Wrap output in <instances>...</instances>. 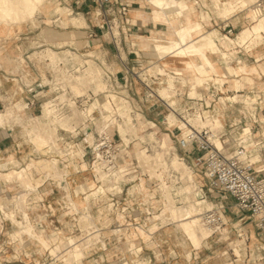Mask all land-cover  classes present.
<instances>
[{
    "label": "crops",
    "instance_id": "1",
    "mask_svg": "<svg viewBox=\"0 0 264 264\" xmlns=\"http://www.w3.org/2000/svg\"><path fill=\"white\" fill-rule=\"evenodd\" d=\"M56 1L59 4L69 6L74 14L78 16L82 14L86 19L87 26L83 28L72 26L62 28L51 20L53 24L48 26V28L46 27L45 31H51L54 36L51 38L40 37V40H44L42 45L58 50L68 48L77 52L92 49L96 56L101 55V59L105 60L110 72L114 73L119 79V83L115 85L116 88H121L118 94L129 101L133 114L135 116L138 115V119L140 121L143 120L146 124L156 125L164 123L163 117L168 110L167 105L157 95L158 89L154 90L155 94L150 97L148 88H164L168 86L169 76L177 73L173 68H183V62L178 58L169 56L166 58L170 64L169 67L165 68L167 73L150 72L152 65L162 63V59L155 55V53L159 54L153 52L152 46L155 43L153 39L171 37L172 34L167 23L154 20L150 0H119V4L126 5L128 10L127 14L122 16L116 11L118 5L113 6V12L108 16L110 22L112 19L114 20L111 24L112 30H108L104 17L96 16V13L100 10L93 0H80L78 3L76 0ZM206 2H209L208 5ZM199 3H202L203 8L210 14V17L205 21L203 20L204 16L201 7H198ZM198 4L194 3L195 7H197V15L202 14L200 22L203 29L206 32L217 30L221 35V38L217 40L221 51L217 54H210L211 59L217 65L219 76H225L226 65L234 66L239 72L237 75L224 77L226 81L220 86L224 88V92L227 94L222 98L225 103L223 107L216 103V98L209 96L208 88H214V86L197 84V74L194 71L182 70L181 76L174 75L176 77L173 88H177V91L184 96L192 91L191 87L194 85V88L199 89V93L208 96V99L213 101V103L215 102V110L220 114L225 129H228L232 123L238 122L240 124L239 128L248 127L250 132V126L253 131V138L264 142V135L261 133L263 127L259 122L264 114L258 112L257 102L253 106H246L242 102L244 99H258V96L264 93L262 89L264 88V42L255 48L239 45L238 34L246 27L241 16H239L241 12H237L229 18H223L215 13L210 0H200ZM70 14H72V11ZM225 26L227 29H225ZM229 28L232 29V32H228ZM21 40H25L21 45L3 43L2 41L0 43V210H2V213L0 211L2 222L0 225V264H64L61 257L68 255V252H72L73 248L71 249V246L67 247L69 241L66 245L63 243L69 238L71 239V237L75 238L76 242L79 243L83 236H86L82 234L80 221L83 211L89 212L96 221L97 228L92 230L94 232H92V237L100 235L102 238L94 241L89 246L90 248L85 251L86 255L83 259V250L80 251L78 254L79 264H116L114 256L109 258L106 253L109 247L107 240H105L104 231H108L112 225L120 222V217L119 226L123 231H130V224H133L139 215H147L145 209L144 212L143 210L139 211L140 209H136L134 206L147 205L145 202L141 203L139 201V203L138 198L128 195L129 187L122 184L123 191L121 195L113 191L112 194L117 196L115 198L108 196L110 200L114 199L117 205L124 206L122 213H120L121 216L117 212H104L105 214L102 218L100 210L103 207H98V210H96L91 206L92 203L96 205H100V203L92 199V197H95L92 194L94 193L93 190L97 188L98 182L93 174L94 170L91 168L92 157L90 156L89 148H86L84 158L87 163L86 168H82L81 165L78 171L74 169V166H69V192L52 178L46 179L44 174L36 169H32L35 180L39 181L36 189L22 186L17 182H3L1 179L2 174L12 168V166L8 165L11 159L19 160L22 163L20 166H26L30 160L40 157L33 149V146L30 145L35 137L32 135L34 139L31 138V141L28 137V132H23L24 130H22L20 123L36 117L41 119L50 118L46 112L45 102L39 95L46 94L50 97L53 93L57 95L60 92L59 88H45L53 86L52 73L45 68V65H40L28 59V55L33 51L34 47L33 38L23 37ZM226 52L228 59L222 56ZM75 55L73 56L74 58L68 56V58H64L73 62V68L76 66ZM21 56L25 57L24 71L27 72L32 82L30 86L23 83L22 88H14L16 85L14 83L6 84L8 83L6 80L8 76L23 74L18 66ZM242 67H245L244 71H241ZM255 69L257 70L255 71ZM41 71H43L48 80L46 83L43 81ZM180 77H184L186 82L184 83ZM245 77L251 78L252 82L246 81ZM236 79L240 81V87L236 86ZM14 80L17 79H12V81ZM111 82L113 83V81ZM234 95L238 97L239 104H229L227 102L228 98ZM182 96L179 98L182 99ZM250 102L252 101L250 100ZM180 103L183 105L182 100ZM8 112L11 113L10 116L7 115ZM22 114L26 119L22 117ZM50 122L52 124L56 123L52 119ZM57 132L64 139V149L77 147L76 144L81 139L79 133H77L79 137H77L76 133L71 136L73 131L70 130L66 134L68 130L62 126L58 127ZM176 144L179 147L178 141H176ZM193 152H189L190 157L188 156V158L190 159L188 162L195 160L197 153L194 152L193 154ZM127 153L125 152L123 158L129 157L126 156ZM261 161L262 164L256 165L257 168L264 167V157ZM59 165L62 166L61 164ZM124 165L129 166L130 169L133 168L129 162H125ZM61 169L63 170V168ZM83 185H87L89 190L86 192L80 190ZM68 193H70L71 199L76 202L77 210L71 206L70 199L67 196ZM88 195L90 197L86 199ZM245 218L249 220L248 217ZM13 219L23 224L31 225L33 228L35 227L34 229L43 238L46 246L42 245L34 237L29 236V234H23L20 238L14 240L12 235L21 227L15 224ZM251 221V229L257 242V246L254 248L264 253V236L260 235L256 222ZM238 222V224H241L243 220ZM110 230L113 233L114 229ZM235 231L238 232L237 227H235ZM156 232L149 234V236L152 235L154 237ZM152 236L149 237L150 239L144 237L141 242L143 247H141L140 254L143 264H152V262L153 264H228L223 263L222 256L213 253L212 246H204L200 250H195L190 246L191 249L186 248L177 255H174L176 251L173 246L164 245L166 242H163V246L156 244L154 248H147V246L155 245ZM166 236L169 237L167 234ZM251 236V233L250 237L247 235V240L248 238L252 240ZM118 240H122V238L118 237ZM163 248L166 249L162 252L161 249ZM53 250L55 254L52 253ZM250 250L252 251L253 249ZM188 252L191 253L190 258H188ZM230 252L232 254L229 248V251H225L223 255L230 256Z\"/></svg>",
    "mask_w": 264,
    "mask_h": 264
},
{
    "label": "bare ground",
    "instance_id": "2",
    "mask_svg": "<svg viewBox=\"0 0 264 264\" xmlns=\"http://www.w3.org/2000/svg\"><path fill=\"white\" fill-rule=\"evenodd\" d=\"M51 1L52 0H0V37L2 33L1 28L3 26H8L9 29H11L12 35H13V31L16 30V28L20 29L23 26V24L36 18L38 11H40L46 3H49ZM214 1H216V4H217L216 6L220 4L222 5V7H224L226 15L227 14L233 15L237 13L238 9L245 10L246 7L252 6L251 8L252 16L250 17V19H252L253 24L251 27H245L240 32V34L238 35V43L241 46L246 45L249 48H254V44L256 42H259V41L262 42V39H264V31H263L264 29V9L255 5L257 1L255 0H214ZM150 3L156 7L155 9H153L154 20L167 23L172 33L171 37H167V38L161 37L159 39H156V38L153 39V41L155 42L152 46L153 52H157L159 54V57L162 59L161 65L164 67V69L170 66L169 61L166 59L167 57L170 56V57L178 58L182 60L183 68L181 69L177 67L173 68L177 72V73H173L174 75L180 76L182 70L194 71L197 74V77H196L197 84L199 85L208 84L210 86H214V88H209L210 90L214 89L213 91H217L221 89L224 90V88H221L220 86H222L225 83L226 81L225 78L229 76L237 75L239 71L235 69L234 66L232 65H226V69H225L226 71H225V76H224L225 78L219 76L217 65L210 57V54H217L221 51L217 43V40L221 38V35L219 34V32L217 30L206 32L203 29L202 24L200 22V19L202 18V14L200 13L199 15H197L196 7L194 3L191 1L150 0ZM63 11L62 9L58 10L60 14H64L65 11L64 12ZM69 12H71V10H69L68 13ZM49 53L48 55H51L52 60L54 62H57V67H60V65L62 64H65L64 66L69 65V62L66 59L62 58V56H59L57 52L49 51ZM69 54H67L68 57L74 58L73 56ZM86 55L92 56V53L87 52ZM222 56L223 57L225 56L224 58L226 59L229 58L227 52L224 53V55ZM75 57H76L75 59L76 66H74V68H73V65L72 67L70 66L72 68L71 71L74 74H76V72L79 71V69L81 68V65L83 64V63L82 64L80 63L82 58H79V57H81V55H78L76 53ZM48 60L51 61L50 58H48L47 61ZM104 61L105 60H103V64L106 63ZM155 67H160V64H156ZM244 70H245V67H242L241 71H244ZM256 70L257 69H255V71ZM61 72L62 70L61 71L59 70L58 74ZM164 72L165 71H163V73ZM64 74L67 75L65 72ZM67 76H69V74ZM170 76L175 77L173 75H170ZM180 78L182 79V77ZM58 79L59 78L57 77V80L55 79L56 81L52 82L53 83L52 88H56V89L59 88L60 92L57 95H54L55 93H53L52 96L50 97H48L46 94L42 97V98H45L42 100L45 102V105L47 107L46 112L48 113V116L56 123L52 124V122L50 121H42L39 117H36L30 120L31 124L28 125L29 130H27V128L23 125L24 126L23 128L25 129L23 132L25 133L26 131L29 133V135L31 134L35 137L34 139L31 136V138L34 139V142L30 143V145L33 146V149L35 150V152L40 156L39 157L40 160L32 159L29 162H27L26 166L21 167L20 165H22V163L19 160H16L14 158L11 159L8 165L12 166L11 168L12 171L2 174L1 179L3 180V182L4 181L5 182H17L18 184L22 186L32 187L36 189V186L39 184V181L35 180V177L32 173V169H36L38 172H42L46 179L52 178L60 186H62V188H65L68 191V185H69L68 184L69 182L68 180L69 170L68 169L69 168L67 167L74 166V169L79 171L80 170L79 168L81 167V164L83 163L82 168H85L84 158H85L86 153H84V150L82 151L81 149L82 144L84 145V149L89 148V147L93 148L99 136H102L103 134L110 136L112 128L114 127V125H116L113 123L114 120L111 121L113 117L112 118L109 117L110 116L109 114H111L109 109L112 106L109 109L107 108V106H110V104L107 105L104 103V105H106V108H104V105L101 106L102 104L101 98L98 97L94 100V102L91 103V105H89L95 96V90H97V87L94 90L92 88H91L92 90L91 89L89 90L88 88H84V87H89L85 85H87L88 83L94 82V84L96 83L98 84L97 86H99V88H102V89L105 88L104 87L105 81L104 82L102 81V69L99 67V65L96 63L95 60L87 59L86 68L83 74L82 75L80 74L76 80L74 78V82L72 83V85H71V82L68 81V83L70 82L69 84L72 86V88H66L62 84L61 85L65 88H61L60 83H62L63 80L65 79H63L62 77L63 79L62 80L60 77L62 82L61 80L59 81ZM244 79L246 81L252 82L251 78L245 77ZM182 80L186 82L185 78ZM240 85H241L240 81L237 80L236 86L240 87ZM193 86L191 87L192 91H190V96H196L197 94H199V90H197V88H194ZM216 87H220V88H216ZM236 89H240V88H236ZM159 97L166 104H168L169 106L173 108V111L170 113L171 116L167 117V121L171 125L175 124L174 119L177 118L175 112L181 111V108L183 106L180 103V99L178 98L175 100L173 99L169 103L167 101L170 98L168 94L166 96H162V97L159 96ZM79 98H82L81 100L82 105L79 104V101H78ZM228 99L230 101L240 102L238 97L235 95L229 97ZM113 100H114V97H113ZM250 100L252 102H250ZM257 100H258L257 98H251V99H244L242 100V102H244L246 106H253L257 102ZM221 101L224 102V99H221ZM81 106H86V108L84 109ZM10 114L11 113L8 112L7 115L10 116ZM66 115L70 116L71 122L74 125L75 130L72 129V131L74 133H80L81 139H85V140L82 142V144L81 143L76 144L77 147H70V148L67 147L66 149H64L63 148L64 139H62L58 135L57 130L59 126H62V127L64 126L66 127L65 129H68L66 125L67 120L64 119ZM119 116L123 119V124L119 123L118 125V131L121 137L120 139L122 142H124L125 146L129 147V144L132 142L131 140L134 139V136L138 137L139 128L134 123L133 117L131 113L128 112L127 109L121 110ZM70 118L68 119L70 120ZM62 119L65 121H62ZM72 119H74V122ZM75 120L78 123V124L76 123L77 126L75 125ZM220 120H221L220 114L217 111H215L214 115H211L210 118H208L207 121H203V123H200L194 119H191L190 122L193 125H197V126L202 125L203 127L208 126L209 128H211L214 132V137L212 138V141L217 147L220 148L221 141L220 139L219 140L217 139L219 138V135L214 130V124L219 125ZM180 121L182 124L181 129L183 130V135H185L186 134L185 126L187 122L183 120H180ZM259 122L263 127L261 133L264 135V120L261 119L259 120ZM20 124L22 125V123ZM84 125L85 127H87L86 129L89 130V133L87 135H86V131L88 132V130L85 131ZM69 127L71 128V126ZM94 127L97 128L96 134H95L96 130L95 131L93 130ZM242 128L239 129L238 134L236 136L237 144L243 145L246 148L247 153L252 156V160H257L260 155V152H259L260 148L264 147V142H261V141L258 142L252 137L253 131L251 127H250V132H246L248 128L246 129H242ZM141 129L143 128L141 127ZM223 129H224V126L219 128L217 132L223 131ZM150 137L151 139H154V134L150 133ZM250 141L255 142L253 146L255 148H250L251 147ZM75 149H79V150H75ZM254 155H257V156H254ZM136 160L138 161V164H139V167L141 168L142 173L144 175H148L150 179H156V181H158L157 186H160L159 188L160 190H162V193L160 192V199L164 204V209L161 211L162 212L160 213L161 215L159 214L160 215L159 217L161 216L165 217L166 220L171 219L173 223L177 224L176 225L177 230L183 236H185L186 239L187 238L191 239L193 246L195 247L196 250L203 248L205 244L207 246L209 239L212 238V236L218 231L222 232L224 234V237H226L227 230L226 232H224L225 229L222 230V227L224 225L221 226L219 223H216V224L212 223L213 220L210 218V215L207 212L212 210L213 208H211L208 205L206 194H205L206 197L202 196L203 195L202 189L196 192L195 190L191 189L192 187L191 185L187 188L184 187L185 189L182 188V189H178V190L176 189V191H173L171 189V186L168 185L163 180V175H164L163 173L166 170L165 164L167 163L163 160L161 153H157L156 157H154L150 155L148 151L139 149L136 154ZM59 164H61L62 166H60ZM172 165L175 166V168L180 171V174L182 175L184 180L187 179L189 183L190 182L192 183L191 180H193V175H195V173L194 171H191V170L188 171L189 169L183 161H181L178 157H175V159L172 162ZM61 168H63V170ZM127 170H128V167L124 165L120 167L110 166V164L104 158V155L101 152H98V160L94 164V172L96 173L97 182L99 183L104 182V183H107L108 185L111 184L110 186H112L113 184L116 185L117 182L119 183L129 182L130 183L132 180L129 177L123 176V174H125L124 172H126ZM99 176H100V179H99ZM188 181H185V182H188ZM131 184L133 183H130V185ZM101 188L103 189V187H100L99 189L100 192H101ZM128 193L129 195H133L137 193L142 194V191L139 189L138 185H136L132 187ZM67 196L70 199V203L72 204V206L77 209L76 202H74L71 199L70 193H68ZM113 197L115 196L112 194L111 198ZM87 198H89V195L87 196ZM92 199L97 200V197L95 196ZM178 199H182L181 200L183 203L182 205H179L177 203ZM114 204L115 203L113 202L109 203V205L111 206H116V204L115 205ZM114 209L115 211L113 210L111 212L116 213L117 208H114ZM0 211L2 213V210ZM83 215H84L83 220H89V221L91 220L90 219L91 217L88 214L86 215L83 214ZM13 221L15 224L21 227L19 230H17L15 234L12 235L14 240H17L23 234L25 235L29 234V236L34 237L42 245L46 246V243L44 242V240L40 238L36 229H34L35 227L33 228V226L31 225L23 224L17 221L16 219H13ZM223 223L225 224L228 223L226 217L223 218ZM1 224L2 222L0 218V225ZM237 227L241 228L239 229L240 232L243 230L242 224H237ZM117 229H115L114 231L119 232L120 230L119 229L117 230ZM140 229L142 228L140 227ZM178 231H177V236H178V239L181 241V237ZM126 235L127 234H125V236ZM241 236H243V234H241ZM252 239H253V244L257 245L256 237L254 233H252ZM243 240H241L240 238V239L232 240L229 243L230 250L232 251V254L236 257V259H241L242 256L246 257L248 255V245L244 244ZM68 241L69 242L67 243V247L71 246V248H73V253L72 254L68 253L69 258H64V260L68 264H77L76 262H78V254L80 253L82 249L78 251L80 247H77L78 245L74 239L71 238ZM131 243L135 245V243H133L132 241ZM52 253L55 254V251L53 250ZM190 255L191 253H188L189 258H190Z\"/></svg>",
    "mask_w": 264,
    "mask_h": 264
},
{
    "label": "rangeland",
    "instance_id": "3",
    "mask_svg": "<svg viewBox=\"0 0 264 264\" xmlns=\"http://www.w3.org/2000/svg\"><path fill=\"white\" fill-rule=\"evenodd\" d=\"M179 1H181V0H179ZM187 1H190V0H187ZM213 1L214 0H210V4L213 7V10L215 11V13H217L219 16H221L223 18H229L230 16H232L229 14L226 15L224 7H222V5H220V4L218 6H216L217 5L216 1H214V2ZM191 2L194 3V1H191ZM208 3H207V5H208ZM199 4H198V7L199 6L201 7L202 14L204 16L203 20L205 21L210 17V14L208 11H206L203 8V4H201V3H199ZM152 8L155 9L156 7L154 5H152ZM251 8H252V6H248L245 8V10H242V9L237 10V12H241L239 14V16H241V19L243 20V24H246V27H251L253 24L252 19H250V17L252 16ZM59 9H62V11L64 9L65 13L60 14L58 12ZM68 9L72 11V14H70L71 12L68 13V11H69ZM196 9H197V7H196ZM51 20H53V22L55 21L57 23V25L61 26L62 28H66L69 26H72L75 28H83V27L87 26L86 19L82 14H80L78 16L77 14H74L73 10L71 8H69V6H67L66 4H59L56 0H52L51 2L46 3L42 7V9L40 11H38L36 18H34L33 20L23 24V26L20 29L16 28V30L13 31V35H12L11 29H9L8 26H3L1 28L2 33H1V37H0V43L2 41L3 43L8 42L9 44H13V45H18V44L21 45L25 41V40H21V38H23V37L33 38L34 47H33V51L30 52V54L28 55V59L33 60L35 63H38L40 65L44 64L45 68L48 69L52 73V77H53L52 81H54L55 79L57 80V77L59 78L58 80L60 81L63 77V79H65V80L62 79L63 82L61 80V82H62V83H60L61 88H65V87L66 88H72L71 85L74 82V78L76 80L80 74L81 75L83 74V72L86 68V60L87 59L95 60L96 63L99 65V67L102 69V81L103 82L105 81V83H104L105 88H103L104 89V91H103V89L99 88V86H97L98 84L97 83L94 84V82L88 83L89 85L88 84L85 85V86H89V87H84V88H88L89 90L91 88L94 90L97 87V90H95V96L89 105H91V103L94 102V100L96 98L102 97L101 98V102H102L101 106H103L104 103L107 105L110 104V106H107L108 109L112 106L110 108L111 110L109 109V111L111 112V114H109L110 115L109 117H111V118L113 117L111 119V121L114 120L113 123L116 125H114V127L112 128L110 135H111V137H113L114 140L117 141V145L120 146L121 148H124V142L121 141V139H120L121 137H120L119 131H118L119 123L123 124V119L119 116L120 111L123 109H127L128 112L131 113L133 120H134V123L139 128L138 137L134 136V139H132L131 140L132 142L129 144L130 147L126 148V151L122 152L123 155L125 154V152H128L126 154V156H129V157H125L124 161H122V162H129V164H131L133 167L130 175L123 174V176L129 177L132 180L130 183H133V184L130 185L129 182H126V183L117 182L116 185L113 184L112 186H110L111 184L108 185L107 183H104V182H102V183L98 182L97 188L95 190H93L94 193L92 194V195H95L97 197V200L100 203V205H96V204L92 203L91 206L94 207V209H96V210H98V207H103L102 211L100 210V214L102 215L101 216L102 218L106 212L109 213L113 210L115 211L114 208H117L116 212L119 213V216H121L120 213H122V209L124 206L123 205L111 206L113 204L109 205V203H112L111 202L112 200H110L108 198V196H111L112 194H110V193H112L113 191H114V193L121 195V193L123 191L122 190V184H124L125 186H128L129 190L132 187L138 185L139 189L142 191V194L137 193V194H133L130 196L138 198L137 199L138 202L139 201L141 203L145 202L147 205V206H143L140 204V205L134 206V207H136V209L139 208L140 209L139 211L143 210V212H144V209H145V212H147V215H144V214L142 216L139 215L138 218L136 219V221H134L133 224H130V226H131L130 231H123L122 228L119 226V224L121 222V219H120L121 217L119 218L120 222L112 225L110 228V229H114V230L118 228L120 230L119 232L113 231V233L115 232L113 234L110 229L108 231L107 230L104 231L105 238H106L105 240H107L106 242L108 243V247H109L108 251H106L108 257L111 258L112 256H114V260L117 262L116 264H143V261L141 259V254H140L141 247H143V245L141 246V242L143 241L144 237L145 238L147 237V239H150L149 237L152 235L149 236V234L154 233L156 231L157 232L154 235L155 238L152 236L153 237L152 240L155 242V245L151 246V247L147 246V248H154L156 246V244L157 245L160 244L161 246H163V242H166V243H164V245L170 246V247L173 246L174 250L176 251L174 253V255H177L179 252H182V250H185L186 248L191 249L190 246L195 249L191 239H189V238L186 239V237L183 236L177 230V226H176L177 224L173 223V221L171 219H167L168 220L167 221L165 217H162V216L159 217L161 215L160 213H162L161 211L164 209V204L160 199V192L162 193V190H160V188H159L160 186H157L158 181H156V179H150V177H148V175H144L142 173L141 168L139 167L138 161L136 160V154H137L138 150L140 149V150L148 151V153L154 157H156L157 153L162 154L163 160L167 163V164H165L166 166L164 165L166 167L165 168L166 170L163 173L164 174L163 180L168 185L171 186V189L173 191H176V189L177 190L182 189V188L185 189V188L192 185L191 189L195 190L196 192L200 191L201 189L203 190L202 196L203 197L207 196L206 199H207L208 205L211 208H214L213 205H215L218 202H222V204L225 206V208L227 209V213H225V217H226L228 223H226V225H224L222 227V230L225 229L224 232H226V230H227L226 237H224V234L222 232H221L222 235H220V233L218 231L212 236V238L209 239L208 244H207V246L213 247V253L219 254L220 256H222V258L221 257L220 258L223 260V263H228V264H264V253L254 248L257 245L253 244V239L251 240L250 238H248V240H247V235H248V237H250V233L251 234L253 233V231L251 229L252 228V226H251L252 221L250 219L247 220V218H244L243 222L241 223L243 230L240 232L239 229H241V228L237 227V224L239 223L238 222L239 219L235 213L236 208H235L234 199L231 198L230 196L224 194V193H220L219 191L212 189L209 186L208 180L202 171V166L196 165L195 160L192 162H188V160L190 159V158H188V156L190 157V155L185 153L179 147H177L176 141L180 137V134L182 133L177 129V127L182 128L180 118L176 115L177 118L174 119L175 124H172V125L169 124V122L167 121V117L171 116V114H170L171 112H169V110H167L164 117H163L164 123H162V124L153 125V124H146L145 122H143V120L140 121V119H138L139 118L138 115L135 116L133 114V109H132L129 101L126 98H124L122 95L117 94L112 89V88H116V86H115L116 84H115V82H113V83L110 82L107 78L109 67H108L107 63L103 64V59H101L99 56H96L95 53L92 51V49L82 50V51L77 52V51H73V50L68 49V48H63L61 50H58V49H54L50 46H43L42 45L44 43L43 42L44 40H40L39 39L40 37L41 38H43V37L44 38H46V37L51 38L52 36H54L51 31H45L46 27L48 28V26L53 24ZM75 21H76V23H75ZM72 24H74V25H72ZM263 31H264V29H263ZM263 40L264 39H262V42L259 41L260 43L256 42L254 44V48L261 45L264 42ZM49 51L57 52L59 56H62V58L67 57V54H69V53H70L69 55L74 56L75 55L74 52H75L78 55H81V57H79V58H82L80 63L81 64L83 63L82 64L83 66L81 65V68L79 69L78 72H76V74H74L71 71V69H72L71 67H72V65H74L72 61H68L69 62L68 66H64L65 64H62V65H60L61 68L57 67V62H54L51 58V55H48ZM87 52L92 53V56H87L86 55ZM155 55L159 57V55H157L156 53H155ZM48 58H50L51 61H49V60L47 61ZM83 59H85V60H83ZM24 64H26L25 63V57L21 56L19 61H18V66L20 67V71L23 72V74H19V75L12 76V77L8 76V79L6 80V82H8V83H6V84H13L14 83L16 85V87H14V88H22L21 86H23V83L30 86L32 80L28 77L27 72L24 71ZM156 64H158V63H156ZM155 66L156 65H152L150 72H158L159 71L160 73H163V71H165L163 74L167 73V70L164 69V67L161 64H160V67H155ZM59 70L60 71L62 70V72L58 74ZM103 70H105V71H103ZM41 72L43 74V71H41ZM64 72L67 75L69 74V76L72 75L73 78H72V76L69 77V76L65 75ZM42 77H43V81L46 83L48 81L46 76L43 74ZM60 77H61V79H60ZM64 77H66V78H64ZM175 77L169 76V80L167 81L168 88H167V86L164 88H152L153 91L158 89V92L156 91L158 96L162 97V96H166L168 94L170 96L169 100H167L169 103L173 99L174 100L177 98L180 99L178 96L177 88H173L174 87L173 83H174ZM12 79H17V80L12 81ZM72 79H73V81H72ZM182 79H184V77H182ZM68 81L71 82V85L69 84L70 82L68 83ZM95 82H97V81H95ZM183 82H184V80H183ZM64 83H66V84H64ZM61 84L65 87H63ZM68 85H69V87H68ZM6 88H8V87L6 86ZM45 88H52V86H48ZM163 89H164L165 93H164ZM262 89L264 90V88H262ZM197 90H199V89L197 88ZM212 90H214V89H212ZM44 95L45 94H40L39 97H41V99H45V98H42ZM113 97H114V100H113ZM258 102H259V100H257V104H258ZM72 106H73V104H72ZM81 107L84 109L86 108V106H81ZM179 107H181V106H179ZM104 108H106V105H104ZM67 115L64 117V119L67 120L66 125H67L68 129H66V130H70V131H72V129L75 130L74 125L71 122L70 116H67ZM22 117H24L23 114H22ZM68 118H70V120ZM263 118H264V115L261 116L262 120H264ZM31 119L26 120V121H22L21 122L22 128L25 126L27 128V130H29L28 125L31 124V121H30ZM41 120L42 121H50L51 118H46V119H41ZM72 120L74 122V119H72ZM62 121H65V120L62 119ZM25 122H26V124H25ZM89 122H91V121H89ZM89 122H87V123H89ZM76 123L77 122L75 120V125H76ZM69 126H71V128ZM84 127H85V125H84ZM141 127L143 129H141ZM221 127H223V123L221 120H220L219 125L214 124V130L217 134H218L217 131ZM65 128L66 127H64V129ZM86 128L87 127H85V131L88 130ZM246 128H248V127H246ZM246 128H242V129H246ZM249 128H250V126H249ZM239 129H237L233 133V136H235V138L238 134ZM22 130H25V129L23 128ZM93 130L94 131L96 130V132H95V134H96L97 128L94 127ZM31 132H32V130H31ZM246 132H249V129ZM25 133H27V132L25 131ZM68 133H69V131L66 132V134H68ZM88 133H89V130H88V132L86 131V135ZM150 133L154 134V139H151ZM72 134H75V133L74 132L71 133V136H72ZM79 134H77V137H79ZM31 136L32 135L31 134L29 135V133H28V137L30 139H31ZM217 139L219 140V138H217ZM84 140L85 139H80L78 141V143L82 144V142ZM31 141H32V139H31ZM256 141L259 142L260 139H257ZM33 142L34 141H32V143ZM254 143H255L254 141H250V144H251L250 148H255V147H253ZM81 147H82L81 148L82 151L84 150V153H86V148L84 149L83 144ZM75 150H79V149H75ZM193 151L195 152V150H193ZM254 151H255V149H254ZM194 152H193V154H194ZM260 154H261V152H260ZM90 156H91V154H90ZM254 156H257V155H254ZM175 157H178L181 161H183L185 163V165L189 169L188 171H190V170L194 171L195 175H193V180H191L192 183L191 182L189 183V181L186 178H185L186 180H184L182 175L180 174V171L178 169H176L175 166L172 165V162L175 159ZM86 159H87V157H86ZM92 159H93V157H92ZM38 160H40V159L38 158ZM191 160H193V159H191ZM92 161H91V163H92ZM81 165H83V163ZM86 165H87V163L85 162L84 163L85 168H86ZM127 167H128V169H130L129 166H127ZM67 168H69V166ZM91 168L93 169L92 164H91ZM9 171H12V169H9ZM9 171H7V172H9ZM93 174L95 175V172H93ZM186 176H188V175H186ZM165 177H166V179H165ZM99 179H100V176H99ZM185 181H188V182H185ZM100 187H103V189L101 188V192L99 191ZM80 190H82L83 192H86L89 190V188L87 185H83L80 187ZM205 194H206V196H205ZM128 195H129V193H128ZM114 196H117V195H114ZM89 197H90V195H89ZM86 199H87V196H86ZM181 200L182 199H178L177 203L179 205L183 204ZM71 206H72V204H71ZM110 209H112V210H110ZM83 214H85V215L88 214L91 217L90 221H92L93 223L90 222L89 220H83V216H84ZM154 218H156V219H154ZM152 219H154V220H152ZM80 221H81L82 234H84L86 236H83L82 240L79 243L76 242L78 245V246L77 245L76 246L80 247V249L78 251H80L81 249L83 250V254H84V256L82 257V259H83L86 255L85 251H87L90 248L89 246H91V244L94 241L100 240L102 237H100V235H95V237H92V232H93L92 230L97 228V225H96V221L92 218V216L89 214V212L86 213L85 211H83ZM106 223H108V222L106 221ZM139 226L142 229H140ZM235 227H237L238 232L235 231ZM145 228H146V230H145ZM177 231L181 237V241L178 239ZM238 233H240L239 234L240 237L238 236ZM244 233L246 234V236ZM125 234H127L128 236L127 235L125 236ZM166 234L169 237H167ZM241 234H243V236H241ZM117 235H119V236H117ZM39 236H40V234H39ZM118 237H121L122 240H118ZM40 238H42V237L40 236ZM71 238L76 241L75 238H73V237H71ZM240 238H241V240L244 239L243 240L244 244L248 245V255L246 257L242 256L241 259H236V257L233 254H231V252H230V256H224L223 255L224 252L229 251V248H230L229 243L232 240H236V239H240ZM251 238H252V236H251ZM68 240L65 243H63V241H62V243L64 245H66ZM131 241L133 243H135V245L132 244ZM204 246H206V244ZM129 249H131V250H129ZM165 249L166 248H163V249H161V251L163 252ZM250 249H253V250L251 251ZM71 251L72 252H68V253L72 254L73 250H71ZM68 255L66 254V256L61 257L64 264H68L64 260V258H69ZM148 260H149V258H148ZM76 263L79 264V262H76ZM152 264H153V262H152Z\"/></svg>",
    "mask_w": 264,
    "mask_h": 264
},
{
    "label": "built area",
    "instance_id": "4",
    "mask_svg": "<svg viewBox=\"0 0 264 264\" xmlns=\"http://www.w3.org/2000/svg\"><path fill=\"white\" fill-rule=\"evenodd\" d=\"M80 0H76L78 3ZM99 7V12L96 13L97 17H104L106 19V24L108 30H112V21L110 22L108 16L112 14V8L114 5H118L116 11L118 14L125 16L127 14L128 7L124 4H119V0H93ZM198 4L200 0H190ZM255 5L264 9V0H256ZM114 25V24H113ZM225 29L226 26H225ZM228 32H232L229 28ZM108 80L111 82L118 83L119 79L114 75V73L108 71ZM117 94L121 88H112ZM150 91V97H152L155 92L152 88H148ZM209 96L216 98V103H219L222 107L225 105L221 99L227 94L224 90H208ZM178 96H182L178 92ZM183 98L180 99L183 102L181 111L175 112L176 115L187 122L185 129L186 134L183 135V130L180 127L177 129L182 132L178 138V146L185 153L195 150L197 156L195 158L196 165L202 166V171L208 180L209 186L224 193L235 201L236 215L239 220H244L248 217L250 220L256 222L257 227L260 231V235L264 236V167L257 168L256 165L262 164V158L264 157V147L260 148L259 159L252 160V156L247 153L246 148L243 145L237 144V139L233 136V133L239 129V123H232L228 129H223V131L218 132L219 139L221 141V147H217L212 138L214 137V132L208 126L193 125L190 120L194 119L200 123L207 121L208 118L216 111L213 101L208 99V96H204L199 93L196 96H190V93H186ZM228 98V97H226ZM82 98H79V104L82 105ZM258 112L264 113V93L258 96ZM163 101V100H162ZM164 102V101H163ZM229 104H239L237 101H229ZM165 103V102H164ZM166 104V103H165ZM167 108L169 112L173 111V108L168 104ZM253 137V135H252ZM128 148L124 145L121 148L117 145V141L111 137V135L99 136L96 144L93 148L89 147L90 154L93 157L92 166L94 169V164L98 160V152L104 155V158L110 164V166H122L125 162L122 152ZM133 169V168H132ZM132 169L124 172L125 174H131ZM95 178L96 173H95ZM156 185V184H155ZM115 198V197H113ZM115 203V200L112 199ZM116 204V203H115ZM114 204V205H115ZM117 206V204H116ZM210 218L213 220L212 223H219L221 226L226 225L223 223V218L227 209L222 204L218 202L215 204L214 208L208 211ZM220 235L221 232H219ZM238 236L240 237L239 233Z\"/></svg>",
    "mask_w": 264,
    "mask_h": 264
}]
</instances>
